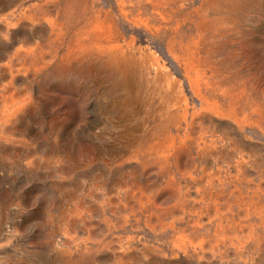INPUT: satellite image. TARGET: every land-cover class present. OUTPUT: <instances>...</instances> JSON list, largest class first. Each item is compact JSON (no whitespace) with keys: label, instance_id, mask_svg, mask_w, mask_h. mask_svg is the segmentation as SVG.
I'll use <instances>...</instances> for the list:
<instances>
[{"label":"rangeland","instance_id":"374dc122","mask_svg":"<svg viewBox=\"0 0 264 264\" xmlns=\"http://www.w3.org/2000/svg\"><path fill=\"white\" fill-rule=\"evenodd\" d=\"M0 264H264V0H0Z\"/></svg>","mask_w":264,"mask_h":264}]
</instances>
